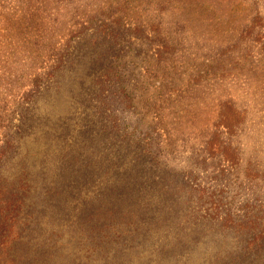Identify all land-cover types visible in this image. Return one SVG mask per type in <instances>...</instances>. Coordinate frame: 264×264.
<instances>
[{"label":"rangeland","instance_id":"obj_1","mask_svg":"<svg viewBox=\"0 0 264 264\" xmlns=\"http://www.w3.org/2000/svg\"><path fill=\"white\" fill-rule=\"evenodd\" d=\"M14 187L19 264H264V0H0Z\"/></svg>","mask_w":264,"mask_h":264},{"label":"trees","instance_id":"obj_2","mask_svg":"<svg viewBox=\"0 0 264 264\" xmlns=\"http://www.w3.org/2000/svg\"><path fill=\"white\" fill-rule=\"evenodd\" d=\"M128 181L141 183V181H144V178H128ZM19 188L28 189V186H25L23 184L22 186H19ZM10 194L12 201L9 202L8 205L11 206V209L4 211L0 208V264H19L22 257L26 258L25 256H21L19 258L18 256V254L20 253L19 251L22 250L21 247L23 244L21 242V236L23 232H25V227L27 225H28L27 231H30L32 228H34L33 223H38V220H36L31 214L29 216L28 214L24 216L23 213H27L25 208L27 210L29 208L30 211V206L26 205L25 200H20L17 198L15 187L11 188ZM12 202L15 203L12 204ZM0 204H1V198H0ZM225 220L227 221L230 220V223L231 224L233 223L232 217H230L229 215L226 216ZM237 223L238 222H235L236 225H239ZM62 226L63 224H61L58 228H56L55 231L54 230L51 231V233L49 234L50 239H52L53 236L59 235V230H62L61 229ZM244 229L245 226H243V230ZM13 230L16 232L14 233V236H13ZM11 236L13 237L10 238ZM251 241L252 243L253 241H258L259 243L254 245L252 249L246 246L245 255H248L249 253L255 254L257 250H264L262 249L264 248V228L262 229L260 228V230H257V236L252 238ZM36 257L38 258L37 255ZM37 258H34V260L38 261ZM36 261L35 264L37 263Z\"/></svg>","mask_w":264,"mask_h":264}]
</instances>
